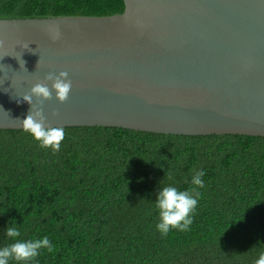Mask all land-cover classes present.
<instances>
[{
  "label": "trees",
  "instance_id": "trees-1",
  "mask_svg": "<svg viewBox=\"0 0 264 264\" xmlns=\"http://www.w3.org/2000/svg\"><path fill=\"white\" fill-rule=\"evenodd\" d=\"M123 10V0H0V18ZM63 127L59 151L0 129V248L14 225L17 239L55 246L28 264H253L264 251V136ZM168 171L199 196L189 230L162 236L155 200Z\"/></svg>",
  "mask_w": 264,
  "mask_h": 264
},
{
  "label": "water",
  "instance_id": "water-1",
  "mask_svg": "<svg viewBox=\"0 0 264 264\" xmlns=\"http://www.w3.org/2000/svg\"><path fill=\"white\" fill-rule=\"evenodd\" d=\"M123 2L110 15L0 18V129H22L23 95L66 71L68 99L43 102L47 125L264 136V0Z\"/></svg>",
  "mask_w": 264,
  "mask_h": 264
},
{
  "label": "clouds",
  "instance_id": "clouds-1",
  "mask_svg": "<svg viewBox=\"0 0 264 264\" xmlns=\"http://www.w3.org/2000/svg\"><path fill=\"white\" fill-rule=\"evenodd\" d=\"M53 40L60 38V29L56 26L50 29ZM3 41H0L2 46ZM29 44H25L24 48H28ZM25 63V62H24ZM39 61L37 63V66ZM68 72L60 71L59 74L47 73L45 80L51 81V90L47 84L43 82L35 83L29 90V93L23 95V100L30 105L28 114L24 119H16L19 121L21 128L29 133L36 141L39 142L42 148H51L54 151H59L61 142L65 138V129L63 126L47 125L43 110L44 100L52 98L53 90L56 98L60 102L68 99L72 88V81L68 78ZM33 96L36 97V102L33 101ZM19 102V101H18ZM56 114L55 112L53 113ZM205 172L202 170H194L191 179V184L203 187L204 181L202 177ZM165 177L171 183H167L160 187L155 207L158 210L157 230L162 236H167L172 229L187 231L193 223L192 213L195 211L198 204L199 193L195 188L180 190L175 186L174 173L166 172ZM195 193V194H194ZM6 236L12 238L13 242L0 248V264H9V260H16L22 264L34 260L39 255V250L47 249L49 252L55 250V246L50 242L47 236L39 239L19 240L20 231L14 225L6 228ZM253 264H264V251L258 254V258L253 261Z\"/></svg>",
  "mask_w": 264,
  "mask_h": 264
},
{
  "label": "bare ground",
  "instance_id": "bare-ground-1",
  "mask_svg": "<svg viewBox=\"0 0 264 264\" xmlns=\"http://www.w3.org/2000/svg\"><path fill=\"white\" fill-rule=\"evenodd\" d=\"M25 18V17H24Z\"/></svg>",
  "mask_w": 264,
  "mask_h": 264
}]
</instances>
